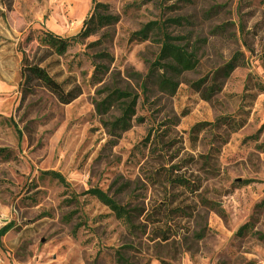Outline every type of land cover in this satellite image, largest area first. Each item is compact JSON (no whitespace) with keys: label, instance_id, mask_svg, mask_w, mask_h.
Wrapping results in <instances>:
<instances>
[{"label":"rangeland","instance_id":"374dc122","mask_svg":"<svg viewBox=\"0 0 264 264\" xmlns=\"http://www.w3.org/2000/svg\"><path fill=\"white\" fill-rule=\"evenodd\" d=\"M97 3L116 22L62 56L20 40L27 29L74 37ZM164 34L194 54L174 94L158 88L161 69L143 89ZM22 53L81 94L63 105L25 90ZM247 75L264 83V0H0V264H264V94L237 132L213 126L248 105ZM111 85L138 95L115 136L94 110ZM94 188L131 226L85 194Z\"/></svg>","mask_w":264,"mask_h":264},{"label":"trees","instance_id":"16d2710c","mask_svg":"<svg viewBox=\"0 0 264 264\" xmlns=\"http://www.w3.org/2000/svg\"><path fill=\"white\" fill-rule=\"evenodd\" d=\"M105 10V5L97 3L93 9L92 15L84 21L80 33L74 37L63 38L49 31H34L27 29L20 36V40L21 42L36 40L39 45L51 49L56 56H62L68 51L72 44L86 40L93 35L95 30L116 22L117 19L111 15H107ZM176 23H178V21ZM152 30H157L155 23L146 25L143 29V33H141V35L139 34V36H143L142 38H139V41L145 42L147 36L146 33ZM134 36H138V34ZM177 40L179 39L170 37L167 34L163 35L158 56L153 63L148 65V73L143 85L144 91L148 90L146 83L151 77H154L155 70L161 69L163 73L158 75L156 79L158 88L163 92L174 94L177 89V83L174 79H177L183 72L189 71L193 67V52H188L183 45L177 43ZM97 57L100 59L109 58V60H112V58L104 51L100 52ZM21 65L23 66L24 72L22 86L25 90L33 89L35 87L44 88L63 105L70 104L81 94V90L78 86H72L70 89H66L62 83L57 82L52 76H50L45 69L37 66H30L25 53H22ZM227 68L228 74L229 72H232L236 66L229 64ZM106 73L107 67L98 64L94 74V79L97 80L96 83L102 81L101 77H97V74L103 76ZM98 94L101 98L95 103L94 110L101 118L103 128L108 130L112 136H115L117 132H125L129 130L132 119L135 115V108L138 101L137 93L129 89H122L111 85L110 87L103 86L102 89L98 91ZM258 94H264V83H261L260 81L253 82L252 76L247 75L241 99H248V105L242 104L239 107L237 114H235V118H219L215 121L213 126H224L231 132H237L240 130L246 125V117L249 114L248 107L251 106V103L256 99ZM115 110L119 113L118 117L114 118L111 122H107V114ZM241 115H244V117ZM42 175L51 179H56L61 184H65L64 177L59 173L44 171L42 172ZM85 194L90 195L99 203L107 207L118 221L127 226H131L130 211L118 204V202L106 192L94 188L88 190ZM246 228L247 225L244 224L240 228V231Z\"/></svg>","mask_w":264,"mask_h":264}]
</instances>
